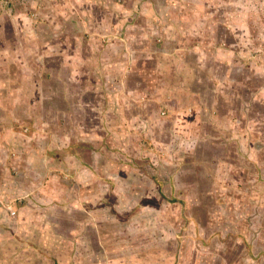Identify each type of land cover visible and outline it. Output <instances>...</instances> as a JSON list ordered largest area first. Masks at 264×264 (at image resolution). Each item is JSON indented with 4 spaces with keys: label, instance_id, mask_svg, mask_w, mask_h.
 I'll return each mask as SVG.
<instances>
[{
    "label": "rangeland",
    "instance_id": "obj_1",
    "mask_svg": "<svg viewBox=\"0 0 264 264\" xmlns=\"http://www.w3.org/2000/svg\"><path fill=\"white\" fill-rule=\"evenodd\" d=\"M2 142L86 160L95 264H264V0H0Z\"/></svg>",
    "mask_w": 264,
    "mask_h": 264
},
{
    "label": "crops",
    "instance_id": "obj_2",
    "mask_svg": "<svg viewBox=\"0 0 264 264\" xmlns=\"http://www.w3.org/2000/svg\"><path fill=\"white\" fill-rule=\"evenodd\" d=\"M9 129V134L14 138L12 141L8 140L7 142H9V145L13 143L12 147L16 149L14 145L17 146L20 140L24 138L20 130L14 127H9ZM1 144L0 264H35L38 262L37 258L41 255V250H45L47 253L52 252L51 255H54V251L55 253L58 251L64 253V255L60 254V257L63 256L66 261L55 256L50 264H95L91 262L92 255L86 254L87 250L89 253L92 249V246L87 243V238L90 237L89 240L95 242V238L90 235V232H86V234L80 231L71 232L67 237L64 236L62 238L59 237V234V236L54 235L57 232L49 229H47L49 232H43L44 225L49 222L48 226H50V221H58L59 212H67L66 208L71 207V204H81L85 208L86 203L83 193L79 192L78 196L76 192V190L78 191L77 185L74 186L71 183L70 187H68V184L63 182V178L70 177L69 179H71L73 173L75 171L78 172V170L79 175L84 176V162L86 160L80 158V153H69L67 157L69 159H55L45 153H38L34 149L28 155H22L21 153L15 155L12 162L18 166L19 169L17 170L20 173L19 175H14L13 171L8 167L10 159L9 153H6L5 150L7 146L5 144L7 143L2 142ZM53 165L56 167L54 168ZM57 167L62 168L64 172L59 175L55 174L54 170ZM93 192L90 189L88 196L91 197ZM88 200L87 197V203ZM30 227L34 228V237L32 235L27 237ZM44 233L45 236L53 235V238L56 239V242H49V246L46 249L42 240ZM27 239L32 241L30 243L32 246L27 244ZM121 246L124 249L127 248L126 245H123V242H121ZM42 256L48 259L47 256ZM131 256L133 257L132 253ZM138 258L139 256L136 257V264H139L138 261L142 260Z\"/></svg>",
    "mask_w": 264,
    "mask_h": 264
},
{
    "label": "trees",
    "instance_id": "obj_3",
    "mask_svg": "<svg viewBox=\"0 0 264 264\" xmlns=\"http://www.w3.org/2000/svg\"><path fill=\"white\" fill-rule=\"evenodd\" d=\"M71 150V149H70Z\"/></svg>",
    "mask_w": 264,
    "mask_h": 264
}]
</instances>
